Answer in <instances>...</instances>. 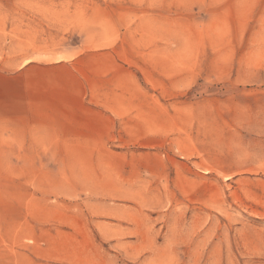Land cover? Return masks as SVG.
Listing matches in <instances>:
<instances>
[{"label": "rangeland", "instance_id": "1", "mask_svg": "<svg viewBox=\"0 0 264 264\" xmlns=\"http://www.w3.org/2000/svg\"><path fill=\"white\" fill-rule=\"evenodd\" d=\"M249 108L264 0H0V264H264Z\"/></svg>", "mask_w": 264, "mask_h": 264}, {"label": "crops", "instance_id": "2", "mask_svg": "<svg viewBox=\"0 0 264 264\" xmlns=\"http://www.w3.org/2000/svg\"><path fill=\"white\" fill-rule=\"evenodd\" d=\"M260 111L261 110H258L256 108H253V109L249 108L247 110V116H248L247 119H242V121H246V123L249 126H252L255 131H257L259 127H262L264 125V124L262 125V123L264 122V119H259V117L264 116V114H262ZM62 118L63 117H59L58 119L50 120V121L56 122V123H62L65 121V119H62Z\"/></svg>", "mask_w": 264, "mask_h": 264}]
</instances>
